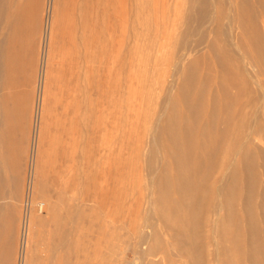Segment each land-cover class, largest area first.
I'll use <instances>...</instances> for the list:
<instances>
[{"label": "rangeland", "instance_id": "rangeland-1", "mask_svg": "<svg viewBox=\"0 0 264 264\" xmlns=\"http://www.w3.org/2000/svg\"><path fill=\"white\" fill-rule=\"evenodd\" d=\"M9 1L0 264H264V0Z\"/></svg>", "mask_w": 264, "mask_h": 264}, {"label": "bare ground", "instance_id": "bare-ground-1", "mask_svg": "<svg viewBox=\"0 0 264 264\" xmlns=\"http://www.w3.org/2000/svg\"><path fill=\"white\" fill-rule=\"evenodd\" d=\"M10 1L9 0H0V5H1V14H4L3 12H4V10H6L7 8L9 9V5L10 4H13V3H9ZM9 6V7H8ZM12 6V5H11ZM10 9H11V7H10ZM249 9V8H248ZM12 11V10H11ZM8 12V11H7ZM9 12H10V10H9ZM8 12V13H9ZM247 12V11H246ZM249 12V11H248ZM7 13V14H8ZM260 13V12H259ZM5 14H6V12H5ZM6 14V15H7ZM1 16H3L4 17V15H1ZM13 15H12V13L10 14H8V16H5L3 19L5 20V22L7 23L8 21H9V23L11 22V21H13V17H12ZM263 17V16H262ZM261 17V18H262ZM53 21V20H52ZM5 23V24H6ZM52 23V22H51ZM7 25V24H6ZM5 25V26H6ZM10 26V25H9ZM14 28V27H13ZM13 28H12V30H13ZM45 32L47 33V32H49V31H47L46 29H44V33L43 34H45ZM49 33H47V38H48V35ZM44 36V35H43ZM47 38H46V42H45V48H46V51H48V49L50 48V46H49V38H48V42H47ZM55 45V44H54ZM53 45V46H54ZM64 51V50H63ZM78 53V52H77ZM72 61V60H71ZM50 62V61H49ZM69 62V61H68ZM46 63V62H45ZM60 63V62H59ZM8 66V65H7ZM71 66V65H70ZM6 68V67H5ZM83 74H85V75H88V72H86V73H83ZM55 79V78H54ZM88 79V78H87ZM85 77H83L82 78V80H81V76H80V74H74V73H70L69 74V78H67V80H66V82L63 84V86H61L62 87V90H64V89H68V90H70L71 88L69 87L73 82H78V84H79V82L80 81H88ZM91 81V80H90ZM43 83V82H42ZM44 83H46V82H44ZM44 85V84H43ZM86 85L87 86H89V82H87L86 83ZM44 88V87H43ZM42 88V89H43ZM78 88V87H77ZM78 90V89H77ZM44 93V92H43ZM47 94V93H46ZM84 94V93H83ZM65 97V96H64ZM46 98V97H45ZM91 98V97H90ZM66 101V100H65ZM69 101V100H68ZM87 102H88V100H87ZM86 102V103H87ZM54 103V102H53ZM81 103V101L79 100V101H75L74 100V102L72 103V102H68V104H66V105H64V111H66L67 112V110L69 109V107L72 105V106H74V107H78V105ZM84 105V104H83ZM85 107H86V105H85ZM62 109V108H61ZM74 109V108H73ZM87 110V109H86ZM75 111H77V110H75ZM67 115V114H66ZM208 136V135H207ZM172 138V137H171ZM176 139V138H175ZM173 141H175L174 139H173ZM184 141V140H183ZM173 143V142H172ZM175 143V142H174ZM188 143V142H187ZM182 144H184V143H182ZM174 145H176V143L174 144ZM214 146V145H213ZM174 147V149H175V158H174V162L178 165L177 166V175H176V178L179 180V181H181V182H184L185 184H186V189L184 188V186H183V190H189V192H191L192 194H193V187H192V185H194V184H191L192 182H191V178L193 179V177H191V175H195L194 173H195V170H194V173H193V171H191V170H193V168L195 167L193 164H192V162H191V159H190V149H191V147H193L192 145H191V147H190V144H185V145H182V147H175V146H173ZM207 148V147H206ZM206 148L204 147V149H205V152H206ZM211 148H212V146H209V148L207 149V152H209V153H206L208 156L210 155V153H211V155L212 154H214L215 152H213L214 151V149L212 148V150H211ZM210 149V151H208ZM213 152V153H212ZM211 155H210V157H211ZM172 156H174V152H173V154H172ZM212 157H215L214 155L212 156ZM194 159H196V158H194ZM201 160V159H200ZM214 160V159H213ZM195 161H197V159L195 160ZM211 161H212V158H211ZM215 162H217V161H214L213 163H211V164H209L210 166H214L213 164H216ZM203 163V162H202ZM205 163V162H204ZM196 164H197V162H196ZM192 165L194 166L193 168H192ZM201 166V165H200ZM218 166V165H217ZM208 167V166H207ZM211 168V167H210ZM215 168V167H214ZM217 168V167H216ZM209 169V168H208ZM212 170V169H211ZM210 170H208L207 172H209ZM213 171V170H212ZM211 172V171H210ZM209 172V174L207 173V175L210 177V175H211V173ZM191 173H193V174H191ZM191 174V175H190ZM196 177H198V175H196ZM199 179V178H198ZM194 181H197V180H194ZM191 182V183H190ZM198 182V181H197ZM199 183V182H198ZM182 184V183H181ZM197 184V183H196ZM199 184H197L196 186H198ZM197 190V189H196ZM199 190V189H198ZM207 190V189H206ZM209 190V189H208ZM250 191V190H249ZM212 192V191H211ZM235 193V195H236V191H234ZM78 193V192H77ZM76 194V193H75ZM191 194V195H192ZM194 194H195V191H194ZM198 194V193H197ZM253 194V193H252ZM197 196H199V195H197ZM194 197V196H193ZM193 197H192V199H193ZM196 197V196H195ZM237 197V196H236ZM241 197V196H240ZM249 197V196H248ZM251 197V196H250ZM87 198V197H86ZM254 198V197H253ZM252 198V199H253ZM83 199V198H82ZM85 199V198H84ZM251 199V198H250ZM87 200V199H86ZM89 200V199H88ZM94 200V199H93ZM229 200H231V199H229ZM229 200H227V201H225V202H227V203H229V202H231V201H229ZM90 201V200H89ZM86 202V201H85ZM232 203V202H231ZM226 204V203H225ZM230 205V204H229ZM234 205V204H233ZM250 205V204H249ZM185 206V205H184ZM194 206V205H193ZM251 206V205H250ZM249 206V207H250ZM189 207V206H188ZM192 207V206H191ZM211 207V206H210ZM245 207V206H244ZM247 207H248V205H247ZM193 208V207H192ZM199 208H201V207H199ZM198 208V209H199ZM190 209V208H189ZM244 209V208H243ZM253 209V208H252ZM185 210H187V209H185ZM248 210H250V209H248ZM243 211H245V210H243ZM190 212V211H189ZM193 212V211H192ZM251 212H253V211H251ZM250 212V213H251ZM186 214V213H185ZM200 214V213H199ZM198 214V215H199ZM249 214V213H248ZM263 214V213H262ZM65 216V215H64ZM253 216V215H252ZM251 216V217H252ZM185 217V216H184ZM65 218V217H64ZM67 218H68V216H67ZM182 218V217H181ZM191 218V217H190ZM254 219V218H253ZM183 221H184V219H183ZM186 221V220H185ZM67 222V221H66ZM65 222V223H66ZM181 222V221H180ZM209 221L207 220V221H204V222H202L201 223V227L203 228V230L205 231V234L202 236V239H203V244L205 245V247L207 248L208 246H209V237H208V234H206V232H208L209 231V228H210V225H209V223H208ZM253 222V221H252ZM264 222V221H263ZM192 223L189 221V220H187V222H182V223H179V225L180 226H178V224H177V226H178V232L183 236V237H185L184 239H185V241H186V243H187V246L189 247V249H190V251L191 252H189V249L187 250V251H184L183 252V254H185V255H189L190 253H191V255H192V252H196V250H195V247H193V242L194 243H196V241H197V239L198 238H200V235L199 234H197L196 233V230L192 227V225H191ZM196 224V223H195ZM165 225L166 226H168L169 224L167 223V222H165ZM60 227V226H59ZM264 228V227H263ZM255 229V228H254ZM57 230V229H56ZM70 230H72V229H70ZM67 232V231H66ZM237 232V231H236ZM259 232V231H258ZM178 233V234H179ZM199 233V232H198ZM239 233V232H238ZM239 235V234H238ZM181 237V236H180ZM239 238V237H238ZM242 239V238H241ZM199 241V240H198ZM235 241L236 242H233V249H234V251H236L237 250V246H238V244H237V239H235ZM244 242V241H243ZM184 243V242H183ZM199 244H201V243H199ZM240 244V243H239ZM260 246V245H259ZM201 247V246H200ZM199 247V248H200ZM204 247V246H203ZM203 247H201L202 249H203ZM202 251V250H201ZM208 251V250H207ZM194 256V255H193ZM236 256H237V253H236ZM238 257V256H237Z\"/></svg>", "mask_w": 264, "mask_h": 264}]
</instances>
